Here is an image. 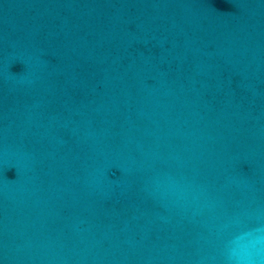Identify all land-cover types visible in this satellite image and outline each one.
<instances>
[{"label": "water", "instance_id": "95a60500", "mask_svg": "<svg viewBox=\"0 0 264 264\" xmlns=\"http://www.w3.org/2000/svg\"><path fill=\"white\" fill-rule=\"evenodd\" d=\"M0 264H264V0H0Z\"/></svg>", "mask_w": 264, "mask_h": 264}]
</instances>
